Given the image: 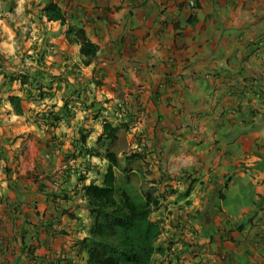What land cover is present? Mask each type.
<instances>
[{
    "label": "crops",
    "instance_id": "obj_1",
    "mask_svg": "<svg viewBox=\"0 0 264 264\" xmlns=\"http://www.w3.org/2000/svg\"><path fill=\"white\" fill-rule=\"evenodd\" d=\"M49 3L64 26L43 17ZM68 25L99 47L89 67H78ZM0 54L54 99L7 89L23 115L4 102L0 264H85L78 175L88 183L91 166H106L65 157L80 129L95 148L104 121L136 122L145 143L139 185L162 195L153 219L170 245L155 264H264V0H0ZM64 100L70 116L51 129L43 109ZM233 186L250 190L248 204H233Z\"/></svg>",
    "mask_w": 264,
    "mask_h": 264
},
{
    "label": "trees",
    "instance_id": "obj_2",
    "mask_svg": "<svg viewBox=\"0 0 264 264\" xmlns=\"http://www.w3.org/2000/svg\"><path fill=\"white\" fill-rule=\"evenodd\" d=\"M41 12L48 22L65 25V17L57 5L49 3ZM64 37L69 45L78 47V67L86 68L93 64L98 56L99 47L89 40L83 28L68 25ZM6 60L0 54L2 78L0 90L3 94L0 95V107L6 102L13 115L22 116V97L4 95L16 82L29 90L26 91V96L34 95L29 92L36 91L37 79L8 71L10 65L5 66ZM38 92L41 99L52 97V94L48 95L42 89L38 88ZM63 102L61 108L55 110L52 106L42 113L41 118L51 129H55L62 119L70 116L69 102L68 100ZM119 131L120 127L104 121L102 132L95 142L96 147L89 148L86 140L91 133L80 129L73 141L75 153L65 157V160L74 157L82 161L89 157L97 158L104 160L106 166L104 171H99L97 165H88L86 168L87 170H91L90 166L96 168V175L100 178L98 183L92 179L85 183L86 174L78 175V181L82 182L80 191L84 206L92 222L86 237L79 242L78 252L84 254L85 264H155L156 256L166 257L170 251V245L168 247L157 245L164 228L161 221L153 219V214L162 208V195L139 185V161L143 159L142 154L137 152L130 156L124 155V165L120 163L118 153L114 149ZM135 160L139 165L134 171L129 165Z\"/></svg>",
    "mask_w": 264,
    "mask_h": 264
},
{
    "label": "rangeland",
    "instance_id": "obj_3",
    "mask_svg": "<svg viewBox=\"0 0 264 264\" xmlns=\"http://www.w3.org/2000/svg\"><path fill=\"white\" fill-rule=\"evenodd\" d=\"M17 45H18V49L20 50V51H22L24 48H25V46H21V43H19V42H17ZM5 59H7L6 60V64H5V66H11V69H12V65H11V61H14V60H16V61H18V58L16 57L15 59H12V58H5ZM37 59V58H36ZM14 69V68H13ZM12 69V71H14L15 72V70H13ZM1 82H2V78H1V76H0V84H1ZM22 88V87H21ZM4 88H2V90H3ZM1 91V90H0ZM36 97L37 98H39L38 97V95H37V93H38V88L36 89ZM35 92H33L34 94H35ZM0 95H3L2 94V91H1V93H0ZM57 93H56V91H54V98H57ZM24 96V95H23ZM4 97H6V95H4ZM71 96H68V98H70ZM23 98V97H22ZM25 99V98H24ZM52 99H53V97H52ZM54 100V99H53ZM69 100V99H68ZM5 105H6V103H3L2 104V106L0 107V114H5V113H7V110H6V108H5ZM51 107V106H50ZM50 107H48V108H50ZM47 108V109H48ZM11 109V108H10ZM43 110H45L46 111V109H43ZM12 111V110H11ZM10 112V111H9ZM91 114V113H90ZM118 126H120V131H119V138H118V141L116 142V144L114 145V149L116 150V152L118 153V156H120L119 157V160H121L120 161V163L122 164V165H124V155H128V156H130V155H133L134 153H137V125H136V122L134 123L133 122V124H131V125H129V124H124V123H121L120 125H118ZM87 141V140H86ZM96 142V141H95ZM95 147H96V143H95ZM137 165H139L138 163H137V161L135 160L133 163H131L130 165H129V167L131 168V169H133L134 171L135 170H137ZM141 165H140V169H141ZM100 170H101V168H100ZM96 171L94 170V172H92L91 173V175L93 174V180L94 181H96V182H98L99 180H100V178H98V176L96 175ZM146 174H148V172H146ZM148 184H146L145 186H144V188H146V189H149V190H152V189H156V188H150V187H148L147 186ZM237 188V186H233L232 188H231V190L233 189V190H235ZM155 194H156V192H155ZM216 194V193H215ZM235 195L238 197V198H240L239 199V201L240 202H235V203H233L235 206H237V208H238V206H240V205H246V203L248 204L249 202H247L248 201V197H249V195H250V190H245V191H242V192H239L238 190H235ZM244 196V197H243ZM213 201H214V203H216V202H219V196H218V194H216V196H214L213 197V199H212ZM228 206V205H227ZM230 211H235L234 210V208H233V206L231 207L230 206ZM92 225V222H90V224H89V228H90V226ZM166 226H168V228L170 227V223L167 225V223H166ZM164 228V227H163ZM164 229H167V227L166 228H164ZM161 239H163L162 237H160L159 238V240L157 241V245H161L162 243L163 244H165L166 243V241H163V240H161ZM160 241V242H159ZM156 257H158V256H156Z\"/></svg>",
    "mask_w": 264,
    "mask_h": 264
},
{
    "label": "built area",
    "instance_id": "obj_4",
    "mask_svg": "<svg viewBox=\"0 0 264 264\" xmlns=\"http://www.w3.org/2000/svg\"><path fill=\"white\" fill-rule=\"evenodd\" d=\"M189 7H194V3L190 2ZM117 106H118V108H120L121 105L119 104ZM137 134H139V133L137 132ZM144 147H145L144 141L142 140V138L140 136H137V150L138 151L142 150V149H144Z\"/></svg>",
    "mask_w": 264,
    "mask_h": 264
}]
</instances>
